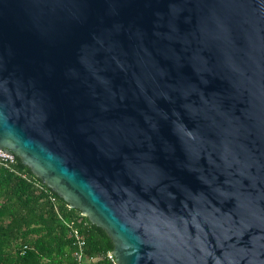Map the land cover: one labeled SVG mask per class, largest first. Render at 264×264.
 Listing matches in <instances>:
<instances>
[{
	"label": "water",
	"instance_id": "water-1",
	"mask_svg": "<svg viewBox=\"0 0 264 264\" xmlns=\"http://www.w3.org/2000/svg\"><path fill=\"white\" fill-rule=\"evenodd\" d=\"M0 149L117 264H264V0H0Z\"/></svg>",
	"mask_w": 264,
	"mask_h": 264
},
{
	"label": "trees",
	"instance_id": "trees-1",
	"mask_svg": "<svg viewBox=\"0 0 264 264\" xmlns=\"http://www.w3.org/2000/svg\"><path fill=\"white\" fill-rule=\"evenodd\" d=\"M74 229L82 239L78 262ZM104 231L69 208L14 156L0 165V264H111Z\"/></svg>",
	"mask_w": 264,
	"mask_h": 264
},
{
	"label": "built area",
	"instance_id": "built-area-1",
	"mask_svg": "<svg viewBox=\"0 0 264 264\" xmlns=\"http://www.w3.org/2000/svg\"><path fill=\"white\" fill-rule=\"evenodd\" d=\"M13 159H14V155L12 153H7V152H4L3 150L0 149V165L7 167V166H9L10 163H12ZM69 234L75 239L77 249H78L74 254L75 259L78 262H81V260L83 259L82 254H81V250H80V248L83 244L82 239L74 229H72ZM106 258H108V260L110 261L111 264H117L114 262L113 257L110 254V251H107Z\"/></svg>",
	"mask_w": 264,
	"mask_h": 264
}]
</instances>
